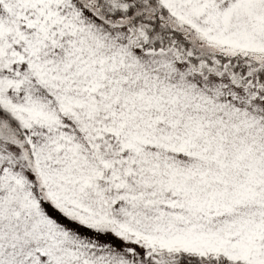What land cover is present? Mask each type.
<instances>
[{"label": "snow or ice", "instance_id": "snow-or-ice-1", "mask_svg": "<svg viewBox=\"0 0 264 264\" xmlns=\"http://www.w3.org/2000/svg\"><path fill=\"white\" fill-rule=\"evenodd\" d=\"M0 264H264V0H0Z\"/></svg>", "mask_w": 264, "mask_h": 264}]
</instances>
